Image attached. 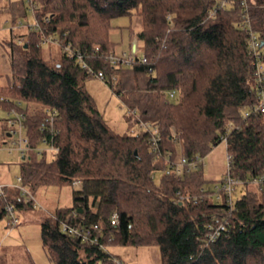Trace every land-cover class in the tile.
<instances>
[{"label":"trees","instance_id":"1","mask_svg":"<svg viewBox=\"0 0 264 264\" xmlns=\"http://www.w3.org/2000/svg\"><path fill=\"white\" fill-rule=\"evenodd\" d=\"M247 3L253 28L264 35V0ZM243 9L242 0H10L0 7L12 24L5 49L10 76L0 86V105L26 114L31 147L50 136L45 119L48 109L56 111L58 152L30 149L21 155L20 174L33 194L42 186L73 190L72 205L40 221L42 245L55 264H123L109 252L112 244H156L162 264H264V189L243 186L229 234L206 243L207 223L226 206L208 197L194 200L207 182L204 168L163 172L158 182L154 176L169 166L168 156L206 155L230 121L232 174L264 173V114L242 116L256 102L253 57L240 26ZM28 13L37 26L30 28L28 20L17 26ZM132 14L142 19L136 38L143 53L114 66L107 58L115 52L111 21ZM50 35L62 40L56 56L45 50L53 45L43 43ZM68 43L93 67L115 76L112 90L158 128L160 156L149 132L120 133L106 121L85 87L90 75L63 51ZM12 188L0 191V220L7 204L18 212L33 209ZM113 212L117 224L111 223ZM65 220L92 228L99 242L64 231Z\"/></svg>","mask_w":264,"mask_h":264},{"label":"rangeland","instance_id":"2","mask_svg":"<svg viewBox=\"0 0 264 264\" xmlns=\"http://www.w3.org/2000/svg\"><path fill=\"white\" fill-rule=\"evenodd\" d=\"M9 1L0 0V7L5 9L8 7ZM8 15V12L0 11V86L6 85L10 76L9 62L5 54V49L8 48L6 41L10 38L12 26L8 21ZM21 19H23V23L26 20L30 23L35 22L31 13H28L27 19L25 17ZM141 28L142 19L138 14L120 16L111 21L110 39L114 42L115 55H142V41L136 39L137 48L135 52L133 50L134 38ZM50 49L54 56L59 54V49L55 44L45 46L47 52ZM84 82L87 91L95 99L104 118L116 131L133 134L144 131L139 123L133 118H129L127 104L112 90L109 84L95 76L86 77ZM7 120V111L0 105V182H17V177L21 173V155L17 152L10 154L5 149L4 142L8 140L5 136ZM204 172L207 179L205 185L209 187L225 176L227 150L223 142L213 145L206 154ZM162 173V170L155 172L154 176L157 182ZM12 189L16 190V188ZM35 194L40 207L19 211L20 221L17 225L9 226L7 218L0 220V264H55L48 258L42 245L40 221L44 215L54 212L56 208L72 205L73 190L71 187L42 186ZM107 248L111 254L119 257L123 264H162L161 250L156 244H112Z\"/></svg>","mask_w":264,"mask_h":264},{"label":"built area","instance_id":"3","mask_svg":"<svg viewBox=\"0 0 264 264\" xmlns=\"http://www.w3.org/2000/svg\"><path fill=\"white\" fill-rule=\"evenodd\" d=\"M244 4L242 20L240 22L241 28L248 34V47L249 52L253 57L254 71V89L256 91V102L249 108L245 109L243 112V117L247 118L251 113H262L264 114V35H261L256 31L252 26L251 16L248 11L247 0H242ZM24 23L19 21L17 26H22ZM37 26V21L30 24V28ZM62 40L59 37L46 36L43 40L45 44H56L62 45ZM136 43V40L134 41ZM137 48V46H136ZM134 52L136 49H133ZM63 51L71 56L76 57L78 62L84 68V70L90 75L102 79L105 83L110 84L112 80L115 79V76L109 77L102 69H96L93 67L85 58V54L78 49L72 47L70 43L63 45ZM135 55L129 56H117L115 53H111L107 56L109 62L116 66L119 64H130L134 60ZM146 58L143 57V61ZM175 91L170 92V96L173 97ZM21 103V102H19ZM128 113L133 117V119L140 124L144 131L150 133V144L152 146V151H154L157 156L162 154L160 146L162 136L157 127H155L150 121H144L139 116V111L137 108L128 107ZM8 115V126L6 132L10 133V136H7V141L5 149L10 153H19V155L26 154L30 149L34 148L39 154H42L44 151L48 155H55L58 152V147L53 142V135L55 132L54 124L56 119V111L48 109V114L46 115V130L50 136H46L42 139L41 144L36 147H31L29 145V136L27 135L28 125L26 122V114L19 110L17 107H12L7 110ZM235 128V125L232 121L227 123L226 134L222 135L220 142H223L228 149V134L231 130ZM228 133V134H227ZM7 135V133H6ZM10 137V138H9ZM1 148V147H0ZM171 157V156H170ZM169 156L167 160L169 166L166 167L163 172L170 174L175 173L176 175H183L186 172H189L193 169H201L206 166V155L197 154L192 158H189L183 154H180L179 157L171 159ZM233 156L227 151V172L225 176L218 182L214 183L212 187L204 185L201 188L200 193L194 195V200L197 201L198 198L203 199L205 197L213 199L215 202L224 204L226 208H221L222 211L216 212L211 220L207 223V231L204 237L206 243L213 242L222 235H228L230 232V219L234 211L237 210V198L239 196V188L243 186L252 185L263 190L264 189V173H259L253 176L241 177L233 175L231 172V162ZM80 181L75 179L73 181L74 186H78ZM7 186L15 187L19 190L20 197L25 199V201L33 202V208H39L40 204L37 201V197L33 194L29 188L28 183L24 182L22 175L20 174L17 177V182L11 184L6 182H0V191ZM184 195L179 194V199L183 200ZM7 222L9 226H15L19 223L20 219L18 217V211L12 204L6 205V215ZM118 222V213L113 212L111 215V223L117 224ZM97 228V225L94 226ZM62 229L64 231H69L71 233L77 234L81 237L83 241H90L92 243L99 242V236L93 233L92 228H78L68 221H62ZM103 248L107 246L100 243ZM118 261L117 258H115Z\"/></svg>","mask_w":264,"mask_h":264},{"label":"water","instance_id":"4","mask_svg":"<svg viewBox=\"0 0 264 264\" xmlns=\"http://www.w3.org/2000/svg\"><path fill=\"white\" fill-rule=\"evenodd\" d=\"M264 43V42H263ZM133 49H136V43L133 44ZM7 136H10V133L7 132ZM137 153V152H136Z\"/></svg>","mask_w":264,"mask_h":264},{"label":"crops","instance_id":"5","mask_svg":"<svg viewBox=\"0 0 264 264\" xmlns=\"http://www.w3.org/2000/svg\"><path fill=\"white\" fill-rule=\"evenodd\" d=\"M137 38H134V41L136 40ZM10 181H6V183H9ZM11 183H13V181L12 182H10L9 184H11Z\"/></svg>","mask_w":264,"mask_h":264}]
</instances>
